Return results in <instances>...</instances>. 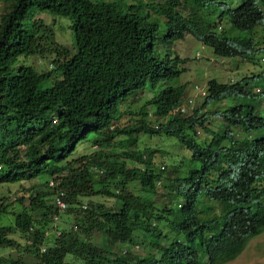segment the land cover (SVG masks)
I'll list each match as a JSON object with an SVG mask.
<instances>
[{
  "label": "trees",
  "instance_id": "1",
  "mask_svg": "<svg viewBox=\"0 0 264 264\" xmlns=\"http://www.w3.org/2000/svg\"><path fill=\"white\" fill-rule=\"evenodd\" d=\"M235 1L0 0V188L37 181L17 199V212L0 194V264H224L264 231V84L249 80L262 72L208 79L201 108L237 103L186 114L177 108L187 86L176 82L187 60L156 51L158 38L171 44L191 35L216 56L256 64L264 0ZM32 9L72 21L73 53L44 22L27 28ZM46 53H54L46 71L21 60ZM146 91L131 110L127 99ZM214 114L224 125L216 131L207 125ZM197 128L208 137L198 138ZM141 135L173 138L191 165L157 167L156 151L139 149ZM84 144L89 152L80 151ZM92 196L114 203L86 200ZM8 214L13 223L3 224ZM64 214L68 226L58 224ZM15 231L31 261L1 254L18 247Z\"/></svg>",
  "mask_w": 264,
  "mask_h": 264
},
{
  "label": "rangeland",
  "instance_id": "2",
  "mask_svg": "<svg viewBox=\"0 0 264 264\" xmlns=\"http://www.w3.org/2000/svg\"><path fill=\"white\" fill-rule=\"evenodd\" d=\"M133 1V0H128ZM239 1H235L234 6H236ZM2 5V3L0 2ZM0 5V13L2 11ZM26 26L30 30L36 32L37 27L32 25L34 21H42L44 24L52 27L54 32V40L58 44L64 45L67 47L69 52L73 53L75 50V41L72 30V21L65 16L55 15L48 10H38L32 9L29 13V16L26 18ZM164 27L161 23L160 33L162 35L165 31ZM262 29L257 28L255 37L260 38L262 35ZM264 35V34H263ZM262 35V36H263ZM166 49H171L172 56H179L180 58H184L187 61L185 63H180L179 67H184L185 71L181 74L176 84L185 83L187 86V93L183 99L182 106L185 108L186 114H191L194 109L197 111H209L211 109H216L218 112L222 109H225L228 105H233L237 103V99L234 97L227 98L220 102H211L210 105L206 106L204 109L201 108L203 104V95L201 92H205L207 87V81L210 78H215L218 82H235L242 77L250 76L251 74H257L262 72L260 76L255 79L251 78V85L264 84V65L263 61L261 62L260 57H264V48L258 49L254 53V58L257 61L256 64L252 63L248 59H242L239 57L236 58H223L213 54L212 50L205 46L201 41L192 37L191 35H186L183 39H178L173 41L171 44L166 43L165 40L157 39L156 51L160 55L164 54ZM25 58V59H24ZM54 58V53H46L44 56H29L22 57L21 60L24 59V63L32 65L38 71H46L51 67V61ZM56 75V73L54 74ZM52 84L51 79H47L43 82L42 87H49ZM150 97V93L147 91L143 94H138L135 98V101L130 103V98L127 99V105L131 110L137 112L139 110L138 106H141L145 100ZM191 99V102L188 103V100ZM256 100H262L260 96H256ZM261 109H264L260 106ZM122 110H126V106H122ZM128 117L123 118L122 123H127ZM134 122V121H133ZM208 128H212L213 130H218L219 126L223 127V121L221 119L220 114H214L208 119ZM196 136L200 139H205L208 136L204 133V131L200 128L196 130ZM238 138L241 135L236 136ZM236 147L239 145H235ZM88 144H84L80 146V151L89 152L90 150L86 148ZM139 149L150 148L155 150L156 153L154 155L153 161L154 164L159 167L162 164H165L166 169L170 170V164L173 162H180V164L184 167L191 165L189 159L188 151L182 147L176 140L170 137L163 136H147L141 135L139 140ZM119 151V149H118ZM182 157V160H179ZM167 173V172H166ZM163 181V180H162ZM162 181L160 184H157L158 194H162L164 192L162 188ZM27 184H37L36 180L23 183V185L13 184L7 187L0 188L1 195H8L13 199V210L15 212L21 209V205L17 202V199L21 196L26 197L27 193ZM86 200H92L95 202H101L107 206H112L114 203V198L110 197H102V196H92L87 198ZM71 222V217L67 215H61L59 219V225L68 226ZM3 224H12L13 217L11 214H8L2 218ZM98 235V234H97ZM11 237L18 242V247H8L1 249V254L3 256H24V259L27 261H31L32 257L26 251H23L21 247H23L25 243L24 237L17 231L11 234ZM134 251L142 255L146 252V246L139 244L138 247L134 248ZM224 264H264V231L250 239L246 245V247L242 250V252L236 256L234 259L224 263Z\"/></svg>",
  "mask_w": 264,
  "mask_h": 264
},
{
  "label": "built area",
  "instance_id": "3",
  "mask_svg": "<svg viewBox=\"0 0 264 264\" xmlns=\"http://www.w3.org/2000/svg\"><path fill=\"white\" fill-rule=\"evenodd\" d=\"M181 110H183V109H181ZM50 185H53V183L50 182ZM55 205H56V207L58 208L59 211H64L66 209V202H64V200L60 199L59 197H57L55 199ZM54 218H55L54 219L55 221L58 219L57 216H55ZM57 234H59V232H57ZM44 250H45V248L42 247L41 251H44Z\"/></svg>",
  "mask_w": 264,
  "mask_h": 264
},
{
  "label": "clouds",
  "instance_id": "4",
  "mask_svg": "<svg viewBox=\"0 0 264 264\" xmlns=\"http://www.w3.org/2000/svg\"><path fill=\"white\" fill-rule=\"evenodd\" d=\"M205 92H206V90H205ZM205 92H204V91L201 92L203 96L205 95ZM190 102H191V99L188 100V103H190ZM182 103H183V102H182ZM182 103H181V105L178 106L177 109H179L181 112H184V111H185V108L182 106ZM181 109H183V110H181ZM184 113H185V112H184ZM162 165H165V164H162ZM161 168H163V167L161 166ZM159 183H160V182H159ZM159 183H158V184H159ZM251 239H252V238H251Z\"/></svg>",
  "mask_w": 264,
  "mask_h": 264
}]
</instances>
